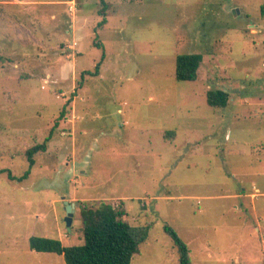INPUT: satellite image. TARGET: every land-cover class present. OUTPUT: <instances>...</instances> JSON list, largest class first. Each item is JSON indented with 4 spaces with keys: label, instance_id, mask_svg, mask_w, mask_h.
I'll return each instance as SVG.
<instances>
[{
    "label": "rangeland",
    "instance_id": "obj_1",
    "mask_svg": "<svg viewBox=\"0 0 264 264\" xmlns=\"http://www.w3.org/2000/svg\"><path fill=\"white\" fill-rule=\"evenodd\" d=\"M105 2L0 0V264H65L29 237L81 244L101 201L149 226L131 264H178L165 224L191 264H264V0Z\"/></svg>",
    "mask_w": 264,
    "mask_h": 264
},
{
    "label": "trees",
    "instance_id": "obj_2",
    "mask_svg": "<svg viewBox=\"0 0 264 264\" xmlns=\"http://www.w3.org/2000/svg\"><path fill=\"white\" fill-rule=\"evenodd\" d=\"M99 2L102 8L97 27L106 23L104 10L107 4L105 0H99ZM262 13L264 16V7H262ZM94 46L101 49L100 60H102L105 56L102 44L94 43ZM201 61L200 53L177 55L175 79L177 81L195 80ZM98 66L99 63H96L92 75L97 73ZM228 98V92L223 89L209 90L206 94V101L212 107L225 106ZM46 141L36 143L25 151L29 167L34 164V156L46 150ZM28 174L29 169L21 178H25ZM122 214V211L105 201L99 202L95 207L81 204L79 206L83 236L81 244L65 246L59 239L31 236L29 247L37 252L62 255L65 264H131L133 256L139 252L140 245L148 236L149 226L131 225L122 219ZM163 230L176 249L178 264H191L189 249L176 231L167 224L163 225Z\"/></svg>",
    "mask_w": 264,
    "mask_h": 264
},
{
    "label": "water",
    "instance_id": "obj_3",
    "mask_svg": "<svg viewBox=\"0 0 264 264\" xmlns=\"http://www.w3.org/2000/svg\"><path fill=\"white\" fill-rule=\"evenodd\" d=\"M63 204L65 210L64 222L67 227V230L70 231L73 215L75 212V208L78 207V202L69 203L67 201H64Z\"/></svg>",
    "mask_w": 264,
    "mask_h": 264
},
{
    "label": "built area",
    "instance_id": "obj_4",
    "mask_svg": "<svg viewBox=\"0 0 264 264\" xmlns=\"http://www.w3.org/2000/svg\"><path fill=\"white\" fill-rule=\"evenodd\" d=\"M69 3H70V4H69V5H70V8L72 9V8H73V3H74V1H70Z\"/></svg>",
    "mask_w": 264,
    "mask_h": 264
}]
</instances>
